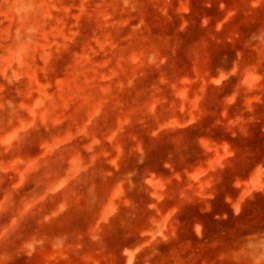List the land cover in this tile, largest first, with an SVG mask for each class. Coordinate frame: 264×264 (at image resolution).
Masks as SVG:
<instances>
[{
    "label": "rangeland",
    "instance_id": "obj_1",
    "mask_svg": "<svg viewBox=\"0 0 264 264\" xmlns=\"http://www.w3.org/2000/svg\"><path fill=\"white\" fill-rule=\"evenodd\" d=\"M253 5L0 0V264H264V0ZM59 118L84 120L95 135L117 127V142L91 152L94 166H111L104 153L133 170L123 200L134 204L110 215L123 230L158 220L144 206L159 197L149 180L180 194L177 234L87 239L53 234L52 221L21 222L26 197L10 189L9 142ZM226 146L234 157L222 159ZM234 181L252 191L238 214Z\"/></svg>",
    "mask_w": 264,
    "mask_h": 264
},
{
    "label": "crops",
    "instance_id": "obj_2",
    "mask_svg": "<svg viewBox=\"0 0 264 264\" xmlns=\"http://www.w3.org/2000/svg\"><path fill=\"white\" fill-rule=\"evenodd\" d=\"M86 123L78 121L76 127L73 119L59 118L52 125L44 122L40 128L41 136L33 134L36 128L25 126L22 129L25 133L20 132L10 140L13 172L10 189L25 192L26 197L19 205V220L39 224L52 221L58 224L53 234H84L87 239L105 231L113 234L117 231L124 234L126 231L125 234L136 236L157 232L177 234L173 229V220L179 211L180 194H168L165 185L154 181L145 182L146 179H143L151 194L159 196L156 201L166 204V207L161 209L157 202H147L144 206L146 211L157 215L158 220L144 221L136 226L130 224L132 228L123 230V223L110 216L116 215L117 208L123 204H134L123 200L124 180L133 175V170H123L112 160L113 157H106L104 153L102 158H108L111 166L92 165L97 158L92 156L91 143L117 142L115 133L118 130L115 126L112 135L105 131L95 135L86 128ZM130 139L139 143L136 136ZM129 183L132 188L131 178ZM172 207L178 209L175 216Z\"/></svg>",
    "mask_w": 264,
    "mask_h": 264
},
{
    "label": "clouds",
    "instance_id": "obj_3",
    "mask_svg": "<svg viewBox=\"0 0 264 264\" xmlns=\"http://www.w3.org/2000/svg\"><path fill=\"white\" fill-rule=\"evenodd\" d=\"M255 5H256V0H254V5H253V6H255ZM222 6H223V5H222ZM229 15H232V13H229ZM225 19H227V17H225ZM203 23H204V24H207V20L203 21ZM219 27H220V25L218 24V25H217V28L219 29ZM222 69H223V68H222ZM223 70H224V71H227V70H225V69H223ZM227 79H228V77H227L226 75L221 74L220 77H219L218 79L214 80V83H215L216 85H220L223 81H225V80H227ZM97 115H99V112H97ZM97 143H99V141H97ZM234 155H235V154H234L233 152H231V151H227V146H226V155H225V157L222 158V159H227V158H230V157H234ZM257 164H258V163H257ZM220 167H221V168H224L225 165H224L223 163H221V164H220ZM254 167H255V165H253V166L249 169V172H250ZM201 175H203V173H202ZM193 179H199V177H193ZM233 186H234L235 188H237V189H241V191H240L239 194H238V200H239V202L236 203V204L233 206L235 213L238 214V213L241 211V208H240V202L243 201L244 197L251 196V195H252V191H251V190H248V191H244V190H242L241 184H240V183H236L235 181L233 182ZM208 187L211 188V187H212V184H208ZM210 198H211V197H210ZM161 199H163V198L161 197ZM170 207H171V206H170ZM171 211L173 212V214H174V216H175V214L177 213L178 209L175 208V207H172V208H171ZM10 222H11V221H10ZM195 232H196L197 235H200V232H201V225H200V224H196V225H195ZM157 237H159L161 240H164V241H166V240L168 239V237H167L166 235H164L163 232H157V233H155V235L152 236L150 243H151L152 241H155V240L157 239ZM94 239H95V237H94Z\"/></svg>",
    "mask_w": 264,
    "mask_h": 264
}]
</instances>
